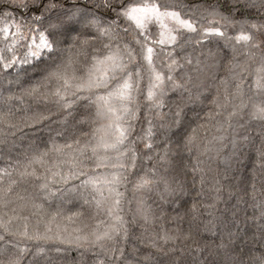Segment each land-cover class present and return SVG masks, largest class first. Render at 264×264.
<instances>
[{
  "label": "snow or ice",
  "instance_id": "obj_1",
  "mask_svg": "<svg viewBox=\"0 0 264 264\" xmlns=\"http://www.w3.org/2000/svg\"><path fill=\"white\" fill-rule=\"evenodd\" d=\"M261 34L264 0H0V264H264ZM212 37L231 57L209 100L187 67ZM252 122L258 142L240 132ZM249 144L247 190L224 183ZM192 191L219 241L145 196L175 208Z\"/></svg>",
  "mask_w": 264,
  "mask_h": 264
},
{
  "label": "trees",
  "instance_id": "obj_2",
  "mask_svg": "<svg viewBox=\"0 0 264 264\" xmlns=\"http://www.w3.org/2000/svg\"><path fill=\"white\" fill-rule=\"evenodd\" d=\"M183 2L188 5H193V4H208V3H212L213 0H183ZM224 2L225 0H221V3ZM229 34L230 35L233 34L232 29H229ZM259 39L264 41V34L259 35ZM261 47H264V44H262ZM197 51L201 53L200 60L202 61V63L199 66V68H196L195 60H194L193 65L187 67V71L192 77V83L189 84V87H191L193 91H195L196 90L195 86L197 84L205 85L208 88V92L206 94L208 95V99L210 100L211 96L216 94L215 85L218 84L219 80L226 75L225 64L227 63L228 59L231 57V53L227 48L224 47V42L219 38H215V37L209 38L207 41H205L203 45L199 49H197ZM240 58L243 59L242 56ZM247 87L248 85L246 82L245 83L246 92H247ZM170 95L172 94L170 93ZM248 96L252 97V99L258 98L250 92L248 93ZM205 103H207V101H205ZM249 103H251V101H249ZM244 119L247 120L246 115ZM258 127H259L258 122H252L250 124H246L245 128L240 129V132L243 134L245 131H247L249 137L253 141L258 142V136H257ZM24 143H26V141ZM224 155H227V149L225 150ZM254 159H255V153L253 151L252 145L249 144L248 147L240 151L238 158H233L232 165L228 170L229 180H225L224 183L226 184L239 183L242 189L247 190L248 185L252 181L251 169L253 168ZM0 166H3L2 162H0ZM214 166L219 167L221 169L225 167V165L220 164L218 160ZM145 167L151 169L152 161L150 160L145 161L144 164L140 167L139 171L143 172ZM257 186L258 187L260 186L259 182H257ZM189 187H191L190 183H189ZM126 195L131 197L132 192L129 191L127 192ZM241 195H243V192L241 193ZM145 196L147 203L151 205L153 209H156L158 205H162L164 211L168 215H176L178 213L183 215L184 221L180 226L184 231H188V229L191 227L193 230V234L198 236L201 243L211 240L219 241L218 235L213 237L210 233L202 231L203 221L212 219L211 216L206 215V210L203 207H200V216L194 221L191 219L192 214L189 212V209L193 202L192 198L196 196V191H192L190 195L185 196L183 204L177 205L175 208L170 204H165L154 193H146ZM197 199L200 198L197 197ZM244 199L247 200L248 197L245 196ZM224 200L227 201V203L222 202L221 204L218 205L219 211H217L216 215L219 217L221 214H223L226 220H232L233 217H231L230 211L233 210L232 205L236 204L235 197H233L229 201L228 195L227 193H225ZM127 207L128 206L126 205V208ZM226 207L229 208L230 210L229 212L223 211ZM252 215H253V209L248 207L247 203L241 202L238 207V210H236V219L240 221V227L242 228L245 227V220H244L245 216H252ZM217 224H218L217 232H219L220 230L219 220L217 221ZM166 226L173 227L174 225L169 224ZM229 227L235 229L236 225L230 224ZM253 231L254 228L248 229L249 236H251V233ZM188 243H191V241H188ZM237 243L239 244V241ZM49 256L52 257L53 260L59 261L62 258L67 259L69 258V256L74 259L76 257V253L75 252L61 253V254L49 253ZM89 259H91V257H89Z\"/></svg>",
  "mask_w": 264,
  "mask_h": 264
}]
</instances>
